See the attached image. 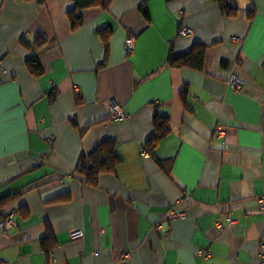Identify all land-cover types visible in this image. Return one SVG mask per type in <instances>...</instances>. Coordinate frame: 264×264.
Returning a JSON list of instances; mask_svg holds the SVG:
<instances>
[{
  "label": "crops",
  "instance_id": "obj_1",
  "mask_svg": "<svg viewBox=\"0 0 264 264\" xmlns=\"http://www.w3.org/2000/svg\"><path fill=\"white\" fill-rule=\"evenodd\" d=\"M237 4L113 0L72 31V0H0V220L17 222L0 227V264H264V0ZM198 44L202 70L169 63ZM157 114L170 132L144 155ZM106 141L119 163L90 185L77 167Z\"/></svg>",
  "mask_w": 264,
  "mask_h": 264
},
{
  "label": "trees",
  "instance_id": "obj_2",
  "mask_svg": "<svg viewBox=\"0 0 264 264\" xmlns=\"http://www.w3.org/2000/svg\"><path fill=\"white\" fill-rule=\"evenodd\" d=\"M40 3H43L44 0H38ZM73 8L67 11V15L70 20L72 31L77 30L84 24L83 16L78 13V10L99 7L104 10H108L112 4L113 0H72ZM221 8V11L227 16L236 15L239 11V6L237 0H216ZM143 13L147 20L150 19L149 10L143 7ZM252 12V11H251ZM111 31H104L102 33V38L105 44L106 49H108L109 40L108 37ZM46 39L40 36H37L36 43L31 46L30 49H42L46 44ZM206 45H196L189 52L181 55L171 54L169 57V63L183 66L187 65L198 70L203 69L204 65V53ZM27 64L31 72L37 76H42L44 71L39 62L37 55H31L27 60ZM188 96L187 90L182 92V98L186 101ZM155 124V133L146 141L145 148L154 154L155 149L158 147L159 142L162 138L166 137L169 132V123L165 117H162L160 114L155 115L154 119ZM85 157H83L84 159ZM158 159V158H157ZM160 167L165 169V172L170 173L173 160H157ZM119 163V158L115 153L113 142L106 141L98 145V147L87 157L86 163H81L77 168L78 171L87 178L90 185H96L98 182L99 175L102 172H113ZM7 200H4L2 205L6 203ZM6 218V217H5ZM4 218V219H5Z\"/></svg>",
  "mask_w": 264,
  "mask_h": 264
},
{
  "label": "built area",
  "instance_id": "obj_3",
  "mask_svg": "<svg viewBox=\"0 0 264 264\" xmlns=\"http://www.w3.org/2000/svg\"><path fill=\"white\" fill-rule=\"evenodd\" d=\"M192 31L193 30L190 27L182 26L180 29V34L190 35ZM125 48L128 53H133L135 51L136 37L134 35H130L127 37L126 42H125ZM228 81L231 87H233L235 90H238V91L242 90L244 81L238 75L232 74L229 77ZM108 107H109V117L112 121L122 120L127 116L126 111L124 110L123 106L115 99H110L108 101ZM217 131H218V134H223L225 132L223 128H219L217 129ZM47 139L48 141H52L53 137L49 136ZM143 154L144 155L148 154L147 148L143 149ZM259 203H260L261 208L264 209V194L260 197ZM167 216L168 218L174 219V218L182 217L183 212L177 209V207H171L168 210ZM16 224L17 222L15 221L12 213H9V215H6L5 219L0 220V227L3 229L15 226ZM83 235H84L83 229H75L71 231L72 238H80V237H83Z\"/></svg>",
  "mask_w": 264,
  "mask_h": 264
}]
</instances>
